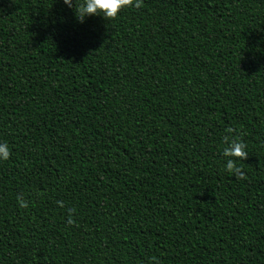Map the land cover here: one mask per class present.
<instances>
[{
  "label": "trees",
  "instance_id": "trees-1",
  "mask_svg": "<svg viewBox=\"0 0 264 264\" xmlns=\"http://www.w3.org/2000/svg\"><path fill=\"white\" fill-rule=\"evenodd\" d=\"M75 4L0 0V264H264V0Z\"/></svg>",
  "mask_w": 264,
  "mask_h": 264
},
{
  "label": "clouds",
  "instance_id": "clouds-1",
  "mask_svg": "<svg viewBox=\"0 0 264 264\" xmlns=\"http://www.w3.org/2000/svg\"><path fill=\"white\" fill-rule=\"evenodd\" d=\"M68 7H73V0H63ZM143 6V0H84V3H79L76 0L75 15L80 23H84L89 16H103L108 21L114 20L119 13L125 8L135 7L137 9ZM235 130L228 128L227 133H233ZM223 143L226 147L223 149V156L225 157V170L229 175L236 179H246V174L241 167L237 165V160H246L248 152L247 145L241 140L233 138L231 135L223 137ZM11 152L7 143H0V161H7L10 158ZM17 202L21 208L29 206L28 201L23 199L22 194L17 196ZM63 207L62 202H57ZM74 209L68 210V223L75 224L76 221L72 218Z\"/></svg>",
  "mask_w": 264,
  "mask_h": 264
}]
</instances>
